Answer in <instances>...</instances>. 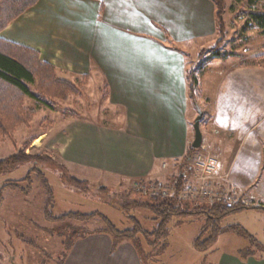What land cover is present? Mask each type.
<instances>
[{
	"label": "crops",
	"instance_id": "1",
	"mask_svg": "<svg viewBox=\"0 0 264 264\" xmlns=\"http://www.w3.org/2000/svg\"><path fill=\"white\" fill-rule=\"evenodd\" d=\"M217 34L211 0H39L1 38L39 52L62 76L105 86L112 115L73 118L57 151L64 167L118 188L164 184L183 164L198 115L188 95L186 59ZM210 71L213 82H200L199 106L207 117L195 153L214 155L228 180L222 186L235 187L241 203L252 207L241 213L260 217L264 66L231 61ZM144 257L131 242L115 245L100 233L71 244L62 264H150ZM216 258L208 264H264V255L223 252Z\"/></svg>",
	"mask_w": 264,
	"mask_h": 264
},
{
	"label": "rangeland",
	"instance_id": "2",
	"mask_svg": "<svg viewBox=\"0 0 264 264\" xmlns=\"http://www.w3.org/2000/svg\"><path fill=\"white\" fill-rule=\"evenodd\" d=\"M224 7V35L221 37L218 30L217 36L208 39L203 49L186 59L187 74L193 71L200 82L205 80V84L213 82L210 70L222 68L231 61L264 66V32L249 15L264 13V0H224ZM216 53H220L219 56ZM39 57L56 69L58 77L76 85L81 83V77L62 76L53 64L43 60L40 54ZM200 100L201 96L197 105L192 103L202 110ZM23 104L34 109L35 113L27 124L16 125L10 136L0 139V160L22 151L27 155L45 157L50 162L39 161L36 166L26 164L0 173V264H62L68 248L78 236L94 229L85 223L56 224L70 213H98L119 231L136 230L149 251L144 259L150 260V264H208L223 252L264 255V212L260 217L242 214V211L222 217L216 224L223 233L217 239L212 227L202 234L207 223L205 216L197 219L173 217L166 225L167 235L158 237L159 221L153 219L151 212L146 208L127 206L133 200L145 201V197L136 193L147 197L145 192L151 189L148 183L138 181L118 188L106 187L104 191L100 188L106 185L105 181L63 166L57 148L64 143V129L75 121L73 118L112 115L106 102L105 86L99 81L87 79L80 96L71 95L66 101H56L52 108H38L29 98H24ZM198 153L193 152L191 156ZM185 163L177 166L170 181L159 186L174 185L181 173L187 176L189 170L184 167ZM71 178L89 182L86 190H77ZM13 182L23 188L31 186L25 194L4 187ZM137 183L146 187L145 192L136 186ZM46 198L51 204L48 213L54 219L51 222L44 211ZM143 231L149 233L148 240Z\"/></svg>",
	"mask_w": 264,
	"mask_h": 264
},
{
	"label": "trees",
	"instance_id": "3",
	"mask_svg": "<svg viewBox=\"0 0 264 264\" xmlns=\"http://www.w3.org/2000/svg\"><path fill=\"white\" fill-rule=\"evenodd\" d=\"M211 1L216 7L217 28L219 30V35L222 37L225 32L223 20L225 10L224 0ZM38 2L39 0H0V33L3 32L10 23L33 8ZM249 15L251 21L264 32V13L252 12ZM219 54L220 53H216L218 56ZM86 80L87 78L83 77L79 85L64 80L58 77V73L52 65L40 60L39 53L5 41L0 37V139L10 136L16 125L27 124L34 115V109H29L24 106V98L33 100L38 108L43 106L52 108V103L56 101H66L71 95L80 96L83 92ZM187 84L189 99L197 105L201 96L200 80L195 76L193 71L187 74ZM75 115L76 114L73 113V116ZM206 117L207 115L203 113L202 121ZM196 151L198 150L193 149L191 146L186 157L191 156V154ZM39 161L50 162V160L45 157L27 155L25 152L19 151L6 159L0 160V173L10 168H17L26 164L36 166V163ZM186 177L187 176L183 173L179 174L177 184H175L174 188L170 190L169 195L165 198L146 197L141 193H136L139 197H145V201L138 203L133 200L127 205L146 208L151 212L154 216L153 219L159 221V230L157 231L158 237H165L167 235L168 227H166V225L173 217L182 216L189 219H197L201 216H205L207 223L202 230V234L208 228L212 227L214 236L217 239V237L223 233V229H220L216 224L218 220L228 214L250 210L252 208L241 203L233 207H227L223 204L208 203L201 200H183L180 197V193L187 184ZM27 179H30V177ZM71 183L77 190H86V185L89 184V182L79 181L73 178H71ZM159 185L160 184L156 182L148 183L149 188H157ZM30 186L23 188L17 182L4 185L5 188L17 190L22 194H25ZM163 187L169 188L170 186L164 185ZM100 189L104 191L107 190L106 187H101ZM46 195L48 194L46 193ZM44 203V211L48 214L49 205H51L49 204L48 198L45 199ZM48 216L49 222L54 220L50 217L51 214H48ZM66 223H85L87 226L91 225L94 227V229L89 230L88 233L79 235L75 241L100 233H108L112 237L115 245L122 242H131L138 248L143 256L148 257V252H145L143 241L138 237L136 230L119 231L106 217L98 213L88 215L70 213L61 217L56 224L64 225ZM143 233L148 240L149 233L146 231H143ZM200 238L201 237L198 238L196 244L199 242ZM203 243L204 242L201 244ZM153 253L154 252H151L150 254Z\"/></svg>",
	"mask_w": 264,
	"mask_h": 264
},
{
	"label": "built area",
	"instance_id": "4",
	"mask_svg": "<svg viewBox=\"0 0 264 264\" xmlns=\"http://www.w3.org/2000/svg\"><path fill=\"white\" fill-rule=\"evenodd\" d=\"M184 161L186 162L184 167L189 170L190 177L180 193V197L183 200H201L208 203L223 204L227 207H233L241 203L242 196L235 187L225 188L222 186L220 181L225 180V182H228V180H226V176L219 175L221 163L216 157L198 153L194 156L186 157ZM173 184H177V181H174ZM174 185H170L169 188H163L162 186L151 188L147 193L144 190L146 189L145 186L139 185V183L136 184L138 188L143 189L140 190L153 198L167 197Z\"/></svg>",
	"mask_w": 264,
	"mask_h": 264
},
{
	"label": "water",
	"instance_id": "5",
	"mask_svg": "<svg viewBox=\"0 0 264 264\" xmlns=\"http://www.w3.org/2000/svg\"><path fill=\"white\" fill-rule=\"evenodd\" d=\"M197 111H198V116L196 117L193 125L195 131V137L192 143V148L196 150L202 147V142H203V135L200 128V124L203 118V112L200 108H197Z\"/></svg>",
	"mask_w": 264,
	"mask_h": 264
},
{
	"label": "snow or ice",
	"instance_id": "6",
	"mask_svg": "<svg viewBox=\"0 0 264 264\" xmlns=\"http://www.w3.org/2000/svg\"><path fill=\"white\" fill-rule=\"evenodd\" d=\"M143 6V5H142Z\"/></svg>",
	"mask_w": 264,
	"mask_h": 264
}]
</instances>
